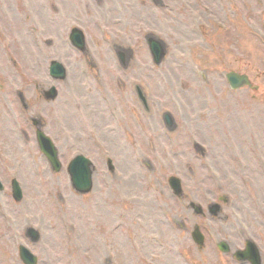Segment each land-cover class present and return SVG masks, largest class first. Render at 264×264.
Wrapping results in <instances>:
<instances>
[{
	"label": "rangeland",
	"instance_id": "obj_1",
	"mask_svg": "<svg viewBox=\"0 0 264 264\" xmlns=\"http://www.w3.org/2000/svg\"><path fill=\"white\" fill-rule=\"evenodd\" d=\"M162 2L164 5L154 6L152 0H0V174L5 182L17 178L24 189L19 204L7 192L0 193V264H14L6 236L8 226L12 232L9 212L16 213V220L10 216L16 227L34 222L41 211L49 222L54 219L59 193L65 196L66 211L72 209L80 226L76 251L71 257H62L60 264H104V259L106 264H229L226 256L215 249L219 227V232H226L219 238H226L230 248L235 247L233 243L240 245L243 235L255 233L261 234L264 243V0ZM205 5L232 29L219 31L215 42L208 38L203 45L199 29L202 14L207 15ZM88 10L104 18L109 12L119 14L126 25L143 23L165 37L170 44L167 60L151 71L133 66L129 74L133 71L141 79L152 78L156 102L161 106L165 103L174 112L177 124L172 134L165 136L157 123L152 132L156 134L155 143H147V132L143 137V131H138L142 137L138 134L134 145L141 156V167L134 162L129 148L121 149L120 143L131 142L128 132L113 129L108 134L117 137L119 143L106 142L110 143L108 150L115 170L111 181L106 185L96 176L95 189L77 195L69 191L65 174L57 177L44 169L34 128L16 92L25 95L30 114L48 120L47 128L60 137L57 144L68 160L77 145L74 135L80 137L85 131L77 123L72 106L74 95L80 97L83 89L70 90L66 85V81L73 80L78 84L82 78L79 68L69 66L63 57L68 72L59 84L60 97L46 102L39 98L38 91L40 86L54 83L48 63L64 54L53 39L66 35L74 15ZM2 34L7 35V44ZM210 44H215L214 51ZM140 57L147 61L144 52ZM199 69L205 71L207 83L201 80ZM231 70L247 73L259 88L231 90L223 75ZM105 89L116 91L107 86ZM157 103L152 100L158 109ZM17 114L20 127L14 122ZM94 117L91 114L88 120ZM75 123L81 130L74 131ZM80 143L86 148V141ZM228 143L232 144V181L220 174V179H206L205 185H200L199 175L206 171L200 167L209 158L215 159L222 172L229 170ZM200 149L202 155L198 154ZM224 152L227 154L222 155ZM148 156L152 165L147 169L142 160ZM166 173L182 176L186 188L179 198L168 190L163 179ZM199 190H205L203 201ZM218 193L229 194L231 207L221 204L220 215L205 221L206 230L213 232L214 238L209 236L207 248H198L187 233L190 228L184 231L181 223L189 226L199 221L191 202H211ZM120 211L126 215L121 228L124 234L121 229L110 234L109 227ZM22 212L31 221L24 220ZM46 230L43 240L62 252L64 237L59 235V228ZM229 234L233 243L228 240ZM102 250L104 259L99 255Z\"/></svg>",
	"mask_w": 264,
	"mask_h": 264
}]
</instances>
